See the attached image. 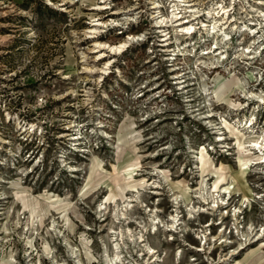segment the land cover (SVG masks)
Instances as JSON below:
<instances>
[{"label": "rangeland", "instance_id": "1", "mask_svg": "<svg viewBox=\"0 0 264 264\" xmlns=\"http://www.w3.org/2000/svg\"><path fill=\"white\" fill-rule=\"evenodd\" d=\"M185 1L0 0V264H264V0Z\"/></svg>", "mask_w": 264, "mask_h": 264}, {"label": "bare ground", "instance_id": "2", "mask_svg": "<svg viewBox=\"0 0 264 264\" xmlns=\"http://www.w3.org/2000/svg\"><path fill=\"white\" fill-rule=\"evenodd\" d=\"M179 2H182V3H185L184 4V6H185V8L187 7V8H190V7H193V6H195V5H189V4H186L188 1H185V0H178ZM190 3V2H189ZM181 5V4H180ZM156 8H158V7H156ZM155 9V8H154ZM178 9H180L179 7H178ZM189 10V9H188ZM223 10H224V8H223ZM196 11V10H195ZM195 11H193V10H191L190 9V11H186V12H195ZM181 12V11H180ZM179 12V13H180ZM183 12V11H182ZM226 12V11H225ZM160 13V12H159ZM178 13V14H179ZM210 14H211V12H209ZM161 14V13H160ZM159 14V15H160ZM181 14V13H180ZM186 14V13H185ZM214 15V14H213ZM181 16V15H180ZM196 15H194V13H193V15H192V18H190L191 20H188V22H181L180 23V25H179V27L180 28H182V31L185 33V35L186 34H189L190 32H191V30H192V28H193V26H191L192 25V21H194V20H196L197 19V17H195ZM179 17V16H178ZM182 17V16H181ZM190 17V16H189ZM194 17V18H193ZM188 17H186V19H187ZM213 18V17H212ZM178 20V19H177ZM180 20H182V18L180 19ZM179 20V21H180ZM184 20V19H183ZM185 21V20H184ZM169 23V22H168ZM179 23V22H178ZM163 25V24H162ZM164 26H168V24L167 25H164ZM206 27L207 26H209V25H205ZM178 27V28H179ZM160 29L161 28H163V26H160L159 27ZM171 40V38H169V39H165L164 41L165 42H168L167 44L169 45V44H171V42H169ZM100 47H103L101 50H104V47L106 48L107 46H106V44L103 46L102 44H100L99 45ZM121 48H123L122 46L121 47H112V46H109V49H111V51H112V54H117L119 51H121ZM103 58H105V56H103V57H101L100 58V60H103ZM261 146V145H260ZM263 146V145H262ZM264 158V157H263ZM260 163H262V162H258L257 164H260ZM246 165V164H245ZM242 171V170H241ZM247 175V174H246ZM245 180V179H244ZM244 187H245V189H248V186L247 185H244ZM212 196H210V198H211ZM214 198V197H213ZM208 201V200H207ZM216 207V206H215ZM210 210H213L212 208H210ZM209 215H211V213L209 214Z\"/></svg>", "mask_w": 264, "mask_h": 264}]
</instances>
